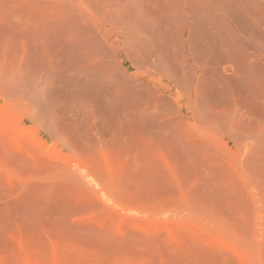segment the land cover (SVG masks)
Listing matches in <instances>:
<instances>
[{
	"label": "rangeland",
	"instance_id": "374dc122",
	"mask_svg": "<svg viewBox=\"0 0 264 264\" xmlns=\"http://www.w3.org/2000/svg\"><path fill=\"white\" fill-rule=\"evenodd\" d=\"M0 264H264V0H0Z\"/></svg>",
	"mask_w": 264,
	"mask_h": 264
}]
</instances>
